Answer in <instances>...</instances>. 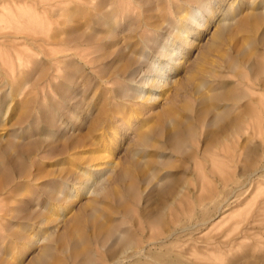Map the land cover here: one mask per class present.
I'll return each instance as SVG.
<instances>
[{
    "label": "rangeland",
    "instance_id": "1",
    "mask_svg": "<svg viewBox=\"0 0 264 264\" xmlns=\"http://www.w3.org/2000/svg\"><path fill=\"white\" fill-rule=\"evenodd\" d=\"M39 263L264 264V0H0V264Z\"/></svg>",
    "mask_w": 264,
    "mask_h": 264
},
{
    "label": "bare ground",
    "instance_id": "2",
    "mask_svg": "<svg viewBox=\"0 0 264 264\" xmlns=\"http://www.w3.org/2000/svg\"><path fill=\"white\" fill-rule=\"evenodd\" d=\"M187 26V25H186ZM192 26V25H191ZM182 45V44H181ZM179 46V45H178ZM172 51H174V50H172ZM157 66V65H156ZM160 67V66H159ZM158 67V68H159ZM161 72H163V70H161V69H159L158 71H156V74L159 76V75H162V73ZM153 73H155V72H153ZM5 173V172H4ZM45 258V257H44ZM40 259V258H39ZM42 260H43V258H42ZM40 262H42L41 260H39ZM38 261V262H39ZM119 263V262H118ZM40 264V263H39Z\"/></svg>",
    "mask_w": 264,
    "mask_h": 264
}]
</instances>
